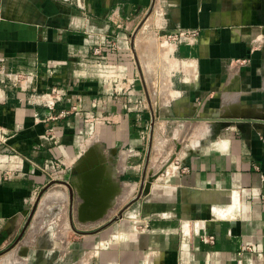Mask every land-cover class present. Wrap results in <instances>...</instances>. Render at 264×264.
Masks as SVG:
<instances>
[{"label":"crops","instance_id":"0c3cea01","mask_svg":"<svg viewBox=\"0 0 264 264\" xmlns=\"http://www.w3.org/2000/svg\"><path fill=\"white\" fill-rule=\"evenodd\" d=\"M149 1L0 0V254H49L60 243L39 239H66L69 264H140V239L118 230L139 234L142 214L162 264H264V0H236L233 27L207 30L191 55L180 46V68L156 77L141 75L132 38ZM104 37L114 48L98 61ZM220 42L229 53L208 71ZM16 72H34L32 85ZM89 148L109 165L99 190L76 167Z\"/></svg>","mask_w":264,"mask_h":264},{"label":"rangeland","instance_id":"374dc122","mask_svg":"<svg viewBox=\"0 0 264 264\" xmlns=\"http://www.w3.org/2000/svg\"><path fill=\"white\" fill-rule=\"evenodd\" d=\"M150 3L142 10L140 14V24L138 28L135 30L132 38L135 43L139 60H140V70L141 75L142 72L146 75H150L152 77L161 76L166 72L169 74V66H172L173 69L175 66L180 68V65L177 64V61L181 58L178 54V49L180 46L189 47V53L191 55L192 46H194L197 42H200L202 38L205 36V32L210 30L211 28H217L220 31H224L229 27L234 26V20L229 21L225 20L226 14L230 10H234L237 6L236 0H150ZM248 26H257L251 25ZM191 48V49H190ZM226 43L218 44L215 48H209L207 52H205V69L211 71L212 68L218 66L217 60H222L227 57L229 51ZM235 61H242L243 58H231ZM233 60V61H234ZM170 62V64L168 63ZM175 149H172V154H169L167 163H164L161 167H157V173L155 178L164 174L167 169L166 167L174 160L176 156ZM177 155L179 153L177 152ZM76 162L77 168L82 164L86 165L85 171H89L91 173L92 181H89L88 187L90 186L93 189H101L102 183L104 182L101 175L106 172V168H109V165L105 162L104 155L94 149L89 148L85 149L79 156ZM113 158V156H108V159ZM105 161V162H104ZM147 165V162L146 164ZM178 165V163L176 164ZM153 167L155 166L152 165ZM182 170H185V166L180 167ZM146 170V166H145ZM96 175L98 177H96ZM144 180L142 182V188L140 191L141 198L147 196L150 186L151 180L148 178V174L144 172ZM94 176V177H93ZM90 178V177H89ZM89 180V179H88ZM154 179H152L153 181ZM82 181V180H81ZM81 181L77 182V187L79 184H82ZM54 192H51L53 195L59 194L60 199L62 200V192L60 188L53 187ZM51 190V191H52ZM58 195V196H59ZM113 200V196L110 199ZM143 200V199H142ZM141 200V203H142ZM264 200V198H263ZM158 213V212H157ZM74 217H76L75 213H73ZM60 217H56L53 222ZM117 219V217H116ZM134 219V218H133ZM132 221V218H129V222ZM136 221V219H134ZM34 223V224H33ZM37 223V222H36ZM111 223V222H110ZM137 223V222H136ZM134 223L135 225H137ZM33 227H25L23 229V233L26 231V235L29 233H33L37 231L35 221L32 222ZM44 224H47L45 222ZM106 226V225H104ZM70 232V228L66 229L64 227L44 228V233L50 231L54 235H59L61 237H66L67 232ZM78 231L84 230V228L80 227L76 229ZM147 216L140 214V222L138 223L137 231L139 234H136V230H132L131 228H122L118 230L120 233L119 239H130L131 236L133 239H140V251L141 258L140 264H162L163 256L156 252L155 255L151 251H148L147 240L143 236L147 235ZM74 234V233H72ZM138 237V238H137ZM205 241L209 243L214 242L213 235H207L202 237ZM43 241L45 244L49 245V241L54 240L60 243L56 244L55 251L56 252H46L42 254H38L37 250L31 246L29 254H26L21 251L9 253L3 252L0 254V264H69V259L63 256V252L61 250L63 243L66 239H39ZM247 246V245H245ZM33 247V248H32ZM83 246L81 245V248ZM156 249L157 251H161L163 248L162 239H156ZM252 250V247H246V251ZM26 251V250H25ZM95 262V261H94ZM84 261L80 260V264H83Z\"/></svg>","mask_w":264,"mask_h":264},{"label":"built area","instance_id":"2783aa9c","mask_svg":"<svg viewBox=\"0 0 264 264\" xmlns=\"http://www.w3.org/2000/svg\"><path fill=\"white\" fill-rule=\"evenodd\" d=\"M113 48H114L113 41L108 37H104L100 44H97L92 48V55L96 60L103 61L105 59V56H107L110 53V51L113 50ZM3 62H4V58L0 54V72H3ZM48 71L51 72L50 69H48ZM14 76L28 80V85L31 86L34 80L33 78L36 75L34 72H29V73L16 72L14 73ZM49 92L58 93L59 91L57 85L51 86L49 88ZM65 113L66 112H63L61 114L64 115Z\"/></svg>","mask_w":264,"mask_h":264},{"label":"water","instance_id":"95a60500","mask_svg":"<svg viewBox=\"0 0 264 264\" xmlns=\"http://www.w3.org/2000/svg\"><path fill=\"white\" fill-rule=\"evenodd\" d=\"M240 126V124H238V127ZM150 180V179H149Z\"/></svg>","mask_w":264,"mask_h":264}]
</instances>
